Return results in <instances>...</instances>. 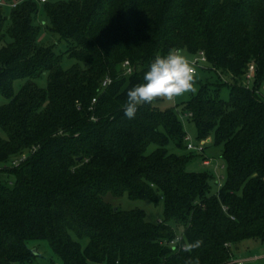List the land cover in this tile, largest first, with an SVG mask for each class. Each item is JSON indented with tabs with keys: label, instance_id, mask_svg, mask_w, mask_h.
Listing matches in <instances>:
<instances>
[{
	"label": "trees",
	"instance_id": "trees-1",
	"mask_svg": "<svg viewBox=\"0 0 264 264\" xmlns=\"http://www.w3.org/2000/svg\"><path fill=\"white\" fill-rule=\"evenodd\" d=\"M4 1L19 2L9 16L0 6V264L32 263L35 240L62 264H231L233 245L264 243V0ZM42 27L61 53L40 44ZM173 48L207 59L180 104L197 139L222 146L227 179L215 194L210 171L186 169L197 152L180 104L124 115L127 91ZM63 55L76 63L64 68ZM108 194L154 203L161 194L164 217L149 222ZM180 227L182 243L201 247L173 251Z\"/></svg>",
	"mask_w": 264,
	"mask_h": 264
},
{
	"label": "rangeland",
	"instance_id": "rangeland-1",
	"mask_svg": "<svg viewBox=\"0 0 264 264\" xmlns=\"http://www.w3.org/2000/svg\"><path fill=\"white\" fill-rule=\"evenodd\" d=\"M4 10L6 15L9 16L11 6L6 5L4 7ZM43 20V15L40 14L38 16V21ZM39 42L43 46H53L54 50L57 53H61L65 48L63 43L59 42V38L55 35L53 36L52 34H50L46 29H44V27H42V29L40 30ZM182 54L185 55L188 59L194 56L184 51L182 52ZM75 63L76 60L69 58L68 55H63L62 66L64 68L67 69ZM206 65L207 62L204 63V66ZM195 79L196 83H198V80L204 79V77L200 76L199 74L195 77ZM252 81L253 78L247 79L249 85ZM36 82L40 87H45L47 85V74L37 79ZM23 83L24 80H18L14 83L15 92L19 91ZM196 83L195 85H197ZM197 89L198 88L195 87V91L193 92L196 93ZM189 93H186L181 97L175 98L172 101L158 99L153 102V105L162 111L172 109L175 108L181 102L187 101ZM260 93L264 97V84L260 87ZM223 96H225V98H228V91L226 89L223 92ZM4 103H6V100L0 97V105ZM177 109L180 112L183 127L187 132V135L191 138L192 142L196 143L198 141L197 129L193 121L188 118L190 117L188 116L189 113L186 114L183 111L184 107L182 104H180ZM0 136H3L1 130ZM205 159L210 161L209 165L203 164ZM186 169L190 172L210 171L214 175V179L212 180L210 186V193H217L219 188L225 184L227 179V167L224 159L222 158V146L215 145L213 141L209 142L206 146L205 151L203 153H196L195 157H193L192 160L188 163ZM105 199L114 207H119L123 210H144L146 214V220L149 222H158L161 221L164 217V201L161 194H159V200L157 203H154L149 199L133 200L129 198L127 194H124L121 197H115L112 194H108ZM182 232L183 228H177L178 235H181ZM29 246L38 252V256L32 263L25 264H62L60 258L52 252L51 248L49 247V244L46 241H30ZM232 254L233 255L231 264H262L264 261V243L256 239L243 240L238 244L232 246Z\"/></svg>",
	"mask_w": 264,
	"mask_h": 264
},
{
	"label": "clouds",
	"instance_id": "clouds-1",
	"mask_svg": "<svg viewBox=\"0 0 264 264\" xmlns=\"http://www.w3.org/2000/svg\"><path fill=\"white\" fill-rule=\"evenodd\" d=\"M143 81L127 91L124 115L128 119L136 117L141 105L152 104L158 99L172 101L195 91V69L180 49L173 48L166 55L155 56L143 74ZM181 241L182 237L175 238L173 251L177 250L175 245ZM202 243V240L197 239L194 242L181 243L180 248L191 253L200 248ZM185 264H193V260L189 258Z\"/></svg>",
	"mask_w": 264,
	"mask_h": 264
},
{
	"label": "built area",
	"instance_id": "built-area-1",
	"mask_svg": "<svg viewBox=\"0 0 264 264\" xmlns=\"http://www.w3.org/2000/svg\"><path fill=\"white\" fill-rule=\"evenodd\" d=\"M39 1L41 4L43 2H46V0H37ZM19 2V1H18ZM17 1H13L11 3H7L5 2L4 0H0V6L1 5H9V6H12V7H15L17 4H18ZM189 61L190 63L193 65L194 69H195V74H197L198 72V69L199 68H202L204 66V63L207 62V59H206V56L204 54V52H199L198 54L194 55L192 58H189ZM123 68H124V72L125 74H131L133 72V67L131 66L130 62L129 61H125L123 64H122ZM254 72H255V66L254 65H250L249 69H248V74H247V78L248 79H252L254 77ZM112 82V79L111 77L107 76L103 81H102V84H101V87L102 88H105L107 87L109 84H111ZM96 102V99L94 98L93 99V103ZM188 116H191V113L188 114ZM185 142H186V145H187V150L188 151H194V152H197V153H202L204 152V150L206 149V146L207 144L210 142V139H207V140H198L196 143L192 142L191 138L187 135L185 137ZM26 158V155H23L22 158L20 160H17L15 161L13 164L14 165H18L20 161L24 160ZM204 165H209L210 164V161L205 159L204 162H203ZM180 237H182V235H178ZM177 237V236H176ZM175 239H173L171 242H170V246L171 247H174V244H173V241ZM182 243V241L180 243H177L175 245L176 248H180V244ZM181 249V248H180Z\"/></svg>",
	"mask_w": 264,
	"mask_h": 264
}]
</instances>
